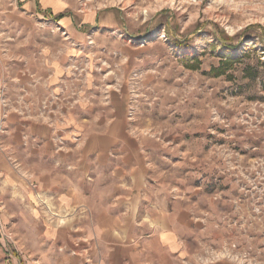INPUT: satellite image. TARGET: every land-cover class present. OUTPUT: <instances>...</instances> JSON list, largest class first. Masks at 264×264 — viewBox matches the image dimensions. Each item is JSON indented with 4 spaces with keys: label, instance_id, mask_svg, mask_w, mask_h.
I'll list each match as a JSON object with an SVG mask.
<instances>
[{
    "label": "clouds",
    "instance_id": "1",
    "mask_svg": "<svg viewBox=\"0 0 264 264\" xmlns=\"http://www.w3.org/2000/svg\"><path fill=\"white\" fill-rule=\"evenodd\" d=\"M19 120L54 160L0 139V264H264V0H0Z\"/></svg>",
    "mask_w": 264,
    "mask_h": 264
},
{
    "label": "crops",
    "instance_id": "2",
    "mask_svg": "<svg viewBox=\"0 0 264 264\" xmlns=\"http://www.w3.org/2000/svg\"><path fill=\"white\" fill-rule=\"evenodd\" d=\"M12 132L13 138L16 141H21L24 135L31 133V138L35 141V148L32 150L33 155L29 157L28 163L34 166H42L45 169H50L53 167L54 158L50 155V150L54 147L49 140L48 134L46 130L42 127H31V121L29 120H19L16 123H13L7 127L3 131L1 139H7V135L9 132ZM21 149L24 147L23 144L20 145ZM71 148V145H68ZM60 175H64L63 172ZM58 185L53 183L51 192H41L46 199H57L56 195ZM35 195V192H33ZM81 235L80 233H73V238L75 239L77 236ZM73 252H85L87 251V246L81 241L79 246L72 247Z\"/></svg>",
    "mask_w": 264,
    "mask_h": 264
},
{
    "label": "rangeland",
    "instance_id": "3",
    "mask_svg": "<svg viewBox=\"0 0 264 264\" xmlns=\"http://www.w3.org/2000/svg\"><path fill=\"white\" fill-rule=\"evenodd\" d=\"M62 19L63 18H61L59 21H58V23H60V22H62ZM246 99H249V98H247L246 97ZM5 130V127L4 128H2V129H0V139H1V137H2V134H4V131ZM242 155H245L244 153H242ZM252 158H254V157H252ZM224 190H227V189H224ZM41 195H43L42 193H41ZM45 197V196H44ZM46 199V198H45Z\"/></svg>",
    "mask_w": 264,
    "mask_h": 264
},
{
    "label": "trees",
    "instance_id": "4",
    "mask_svg": "<svg viewBox=\"0 0 264 264\" xmlns=\"http://www.w3.org/2000/svg\"><path fill=\"white\" fill-rule=\"evenodd\" d=\"M61 18H62V17H61ZM61 18H60V19H61Z\"/></svg>",
    "mask_w": 264,
    "mask_h": 264
}]
</instances>
